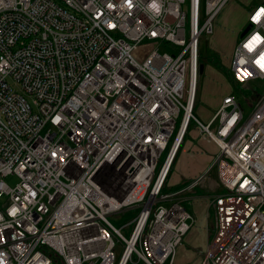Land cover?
Masks as SVG:
<instances>
[{
    "label": "built area",
    "instance_id": "obj_1",
    "mask_svg": "<svg viewBox=\"0 0 264 264\" xmlns=\"http://www.w3.org/2000/svg\"><path fill=\"white\" fill-rule=\"evenodd\" d=\"M228 1L0 0L4 264H174L193 223L176 197L212 171L223 191L198 264H264V91L246 117L231 94L207 122L193 113L199 38ZM246 25L229 64L241 85L264 79V0ZM191 123L216 154L166 191ZM130 208L122 228L108 219Z\"/></svg>",
    "mask_w": 264,
    "mask_h": 264
},
{
    "label": "crops",
    "instance_id": "obj_2",
    "mask_svg": "<svg viewBox=\"0 0 264 264\" xmlns=\"http://www.w3.org/2000/svg\"><path fill=\"white\" fill-rule=\"evenodd\" d=\"M231 4V10L234 11V14L238 13V20H240L235 26H232V24H230V27L228 26L230 38L235 45L238 41L237 35H239L242 29L241 24L246 22L247 11L244 9V6L235 3ZM217 80L219 82L222 81L221 78H218ZM208 81L207 74L206 82ZM229 90L222 89L221 93H224V95H222L220 99L208 100L207 97H204V99L200 101V104L195 108L198 115L196 116L202 122H207L220 104L221 99L225 95L230 94ZM218 94L220 93H216L214 96H217ZM203 106L207 109H204ZM180 145L179 154L173 165V170L170 174L166 191H175L182 188L194 178L203 174L216 154L215 145L200 139L196 127L190 128L188 133L184 135ZM212 174L215 178V171H212L200 185H197L176 197L192 217L193 223L190 231L184 237L182 244L176 250L174 264H198L200 252L205 248L211 237L213 232L211 223L212 218L214 217V211L211 207L212 199L216 194L223 191L222 189L218 191L219 186L217 185L216 178L213 186H209L210 190L204 189L205 186L203 182H209ZM210 213L212 218L209 220Z\"/></svg>",
    "mask_w": 264,
    "mask_h": 264
},
{
    "label": "rangeland",
    "instance_id": "obj_3",
    "mask_svg": "<svg viewBox=\"0 0 264 264\" xmlns=\"http://www.w3.org/2000/svg\"><path fill=\"white\" fill-rule=\"evenodd\" d=\"M232 1L233 0H229L221 9L218 16L216 17L213 35L212 36H207L205 34L200 35L199 63L202 64L203 70L202 73L198 74V80H197L194 104H193L194 115H197L195 108L197 105L200 104V101H202L204 97H207L208 100L220 99V97L224 95V93H221L222 89H226V90L230 89L229 90L230 94L234 95V97L242 104L244 109L243 113L244 116L246 117L253 109V105L257 100V96L259 97V95L264 91V79H254L245 83L244 85H241L235 82V80L232 78L230 74V69H229L232 49L235 46L230 38L229 27L230 24H232V26H235L240 21L238 20L239 19L238 13L234 14V11L231 10L230 7L232 5L231 3L244 6V9L247 11L253 5L259 3L260 0H234L233 2ZM246 26H247L246 22H243L241 24V28H242L241 32L244 30ZM241 32L239 33V35H237V40L241 39L240 36ZM207 74L209 80L208 82H206ZM218 78H221L222 81L219 82L217 80ZM216 93H220V94L214 96ZM203 107L204 109H207L205 108V106ZM191 127L195 128V125L191 123L188 126L186 133H188ZM180 146L177 149L169 174L164 184L165 188H167L168 180L173 170V165L179 154ZM168 147L169 146H167V148L161 153V158H160L161 161L164 158ZM110 175H111L110 172H105L106 178H108ZM215 178L213 177L212 174L211 180L209 182L206 181H204L205 183L203 182L205 186L204 188L205 190H210L209 186L210 185L213 186L215 182L214 181ZM5 181L8 185L13 186L18 182V178L14 175H11V176H7L5 178ZM219 190H221L220 187H218V191ZM3 201L4 198L0 200V204H2ZM211 207L213 209V206ZM136 213H137V209H133V208L125 209L117 213L108 215V219L115 227L122 228V225L131 221L133 217L136 215ZM211 218L212 215L210 213L209 220ZM211 224H212L211 227L213 229L214 217L212 218ZM130 228L131 225L128 228H124L122 232L127 236L129 234Z\"/></svg>",
    "mask_w": 264,
    "mask_h": 264
},
{
    "label": "clouds",
    "instance_id": "obj_4",
    "mask_svg": "<svg viewBox=\"0 0 264 264\" xmlns=\"http://www.w3.org/2000/svg\"><path fill=\"white\" fill-rule=\"evenodd\" d=\"M129 6V5H128ZM149 8L154 12V13H158L159 12V0H151V4L149 5ZM13 214L12 210L10 211V215ZM2 255V254H0ZM0 264H4L3 260H0Z\"/></svg>",
    "mask_w": 264,
    "mask_h": 264
},
{
    "label": "snow or ice",
    "instance_id": "obj_5",
    "mask_svg": "<svg viewBox=\"0 0 264 264\" xmlns=\"http://www.w3.org/2000/svg\"><path fill=\"white\" fill-rule=\"evenodd\" d=\"M128 5H129V7H131V0H128ZM109 7H113V5H109ZM259 15H260V13L257 14V17H258ZM257 17H254L253 19H256ZM111 26H112V25H110V27H111ZM257 39H258V38H257ZM245 47H246V48H250V45H249V44H245ZM258 63H259V65H260V67H261L262 69H264V56L261 57V61H258ZM15 211H16V209L13 208V209H12V213L14 214Z\"/></svg>",
    "mask_w": 264,
    "mask_h": 264
},
{
    "label": "water",
    "instance_id": "obj_6",
    "mask_svg": "<svg viewBox=\"0 0 264 264\" xmlns=\"http://www.w3.org/2000/svg\"><path fill=\"white\" fill-rule=\"evenodd\" d=\"M248 28H249V26L247 25L244 28V30L241 32V34H240L241 37L246 33V31L248 30ZM202 70H203V66H202V64H199V73H202Z\"/></svg>",
    "mask_w": 264,
    "mask_h": 264
},
{
    "label": "trees",
    "instance_id": "obj_7",
    "mask_svg": "<svg viewBox=\"0 0 264 264\" xmlns=\"http://www.w3.org/2000/svg\"><path fill=\"white\" fill-rule=\"evenodd\" d=\"M239 103H240V101H239ZM179 148V147H178ZM176 152H177V150H176ZM175 155H176V153H175ZM175 155H174V157H175ZM174 157H173V160H174ZM173 162V161H172ZM49 255H51L50 253H48Z\"/></svg>",
    "mask_w": 264,
    "mask_h": 264
},
{
    "label": "bare ground",
    "instance_id": "obj_8",
    "mask_svg": "<svg viewBox=\"0 0 264 264\" xmlns=\"http://www.w3.org/2000/svg\"><path fill=\"white\" fill-rule=\"evenodd\" d=\"M174 150H175V148H173V152H174ZM173 152H172V154H173ZM175 155V154H174Z\"/></svg>",
    "mask_w": 264,
    "mask_h": 264
}]
</instances>
